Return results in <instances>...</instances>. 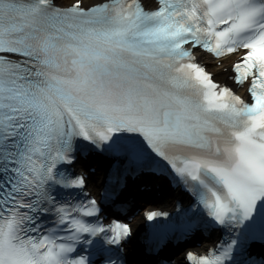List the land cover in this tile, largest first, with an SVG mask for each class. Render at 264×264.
<instances>
[{
    "label": "snow or ice",
    "instance_id": "obj_1",
    "mask_svg": "<svg viewBox=\"0 0 264 264\" xmlns=\"http://www.w3.org/2000/svg\"><path fill=\"white\" fill-rule=\"evenodd\" d=\"M0 264H264V0H0Z\"/></svg>",
    "mask_w": 264,
    "mask_h": 264
},
{
    "label": "bare ground",
    "instance_id": "obj_2",
    "mask_svg": "<svg viewBox=\"0 0 264 264\" xmlns=\"http://www.w3.org/2000/svg\"><path fill=\"white\" fill-rule=\"evenodd\" d=\"M215 71H220L219 69H215ZM141 222V219H140V217H137L136 219H135V222H134V224H138V223H140Z\"/></svg>",
    "mask_w": 264,
    "mask_h": 264
}]
</instances>
